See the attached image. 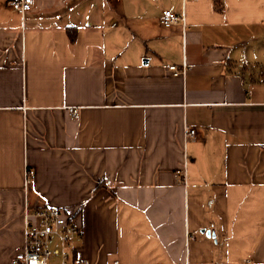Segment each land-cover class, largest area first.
I'll use <instances>...</instances> for the list:
<instances>
[{"label": "crops", "instance_id": "obj_1", "mask_svg": "<svg viewBox=\"0 0 264 264\" xmlns=\"http://www.w3.org/2000/svg\"><path fill=\"white\" fill-rule=\"evenodd\" d=\"M11 1L0 264L26 209L49 207L78 220L82 264H264V0H34L23 17Z\"/></svg>", "mask_w": 264, "mask_h": 264}, {"label": "built area", "instance_id": "obj_2", "mask_svg": "<svg viewBox=\"0 0 264 264\" xmlns=\"http://www.w3.org/2000/svg\"><path fill=\"white\" fill-rule=\"evenodd\" d=\"M34 0H14L9 3L19 16L30 13ZM184 19L171 11H165L160 19L163 28L170 29L182 24ZM168 72L174 77L185 76V66H169ZM71 119H76L78 110H68ZM185 137L196 138L195 129L186 127ZM24 250L15 255L10 264H82L76 260L75 244L82 239V229L78 220L68 216L57 207L43 208L35 211L26 209L23 216ZM236 264H252L249 261Z\"/></svg>", "mask_w": 264, "mask_h": 264}, {"label": "trees", "instance_id": "obj_3", "mask_svg": "<svg viewBox=\"0 0 264 264\" xmlns=\"http://www.w3.org/2000/svg\"><path fill=\"white\" fill-rule=\"evenodd\" d=\"M67 34H68V40H69L70 44H73L75 42V39H76L75 29H68Z\"/></svg>", "mask_w": 264, "mask_h": 264}, {"label": "water", "instance_id": "obj_4", "mask_svg": "<svg viewBox=\"0 0 264 264\" xmlns=\"http://www.w3.org/2000/svg\"><path fill=\"white\" fill-rule=\"evenodd\" d=\"M209 233L207 232L206 235H208Z\"/></svg>", "mask_w": 264, "mask_h": 264}]
</instances>
